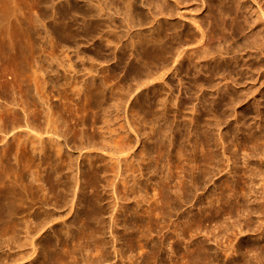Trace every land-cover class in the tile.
I'll use <instances>...</instances> for the list:
<instances>
[{
  "label": "bare ground",
  "instance_id": "1",
  "mask_svg": "<svg viewBox=\"0 0 264 264\" xmlns=\"http://www.w3.org/2000/svg\"><path fill=\"white\" fill-rule=\"evenodd\" d=\"M56 1L58 0H32L30 2L25 1V4L22 3L21 0L4 1L6 14L9 15V17L7 18V24H3L4 22L1 21L0 17V30L6 28L9 33V31L13 29V31L16 32H13L14 34H17V32L20 33L21 36H18L20 39L23 37L22 39L25 40V43L26 41L32 43L34 40V43L40 44L39 47H41L40 49L36 44H32L34 46L36 45V47H34L35 49H40V51L36 50L39 52L38 55H43V53H41V50L44 48V43L41 41V39H43V41H48L51 51L54 50L57 44L64 50H68L74 46V54L80 56L79 40L83 39L84 43L89 41L93 42L98 31H103V28L109 27L107 24L111 25L114 22L115 15L120 16L122 14L124 16L122 21L126 22L125 28L128 30L144 25L143 23H149L148 17L141 9V6L144 5L142 0L141 6H137L133 0H86L84 5L80 4L78 2L79 0H65L64 5L61 4L62 2L58 1L60 2L58 3ZM146 2L148 5H153L154 9H156L150 12V16L153 17V20L156 14L164 13L165 15L174 16L173 14L175 12L177 13V11L170 8L172 5L169 6L168 0H146ZM179 2L182 1L179 0ZM2 5L3 4L0 3V10ZM112 7H114L115 11L111 13L109 11H111ZM253 7H255V9ZM27 10L30 14H27ZM177 15L183 18L186 14L181 15L177 13L176 16ZM3 18H5V16ZM205 22L208 27L207 33L193 16L189 18V23L193 28H183V25H181V30L178 31L177 27L174 25H163L159 24V22V25L156 23L157 26H153L149 29L147 28L148 30L144 32L138 31L136 33V44L138 45V50L135 52L136 62L132 64L126 62L129 46L125 43V40V42H122L123 38L126 36L125 32L118 33L114 32V30L109 31L110 29L105 31V35L107 33H114L113 36L116 37L115 39L121 43V45L119 44L121 47L119 48L118 56L115 54L111 56L104 55V47L102 48L99 46L97 42L95 45L92 42L91 44H93L92 46H94L97 55L99 54V56L108 60H116L115 63L118 64L119 68H124L126 70L125 72H128L132 81L146 80V83H142L143 85H141V87H136L137 90L149 84L153 85L156 81H162V83L163 81H169L167 82V86H170V89L174 85V81H178L180 84L178 82L176 83L183 85L181 82L182 79L175 76L179 74V72L182 73L187 71V73H189L191 68H194L195 72L193 81H215L217 79L218 81H227L228 79H234V82H241L264 78V7L260 0H222L216 5H209ZM190 25L188 24V26ZM189 36L195 37V39H189L194 40V42L196 41L197 46H201L197 47L195 45L196 42H190V45L194 43L193 47H196L188 49L184 44V39ZM22 39L20 41L24 43ZM206 40L208 44L216 42L217 45L213 47L209 45L208 48H204L207 47L204 46ZM47 41L45 46H48ZM110 41L112 42L111 39ZM110 41L108 43H110ZM114 42L112 43L114 44ZM21 43H18L17 46L21 47ZM30 45L31 44H28V46ZM47 48L44 49L47 50ZM9 51L11 53V48ZM60 51L62 52L63 50ZM34 53L33 56L35 55ZM51 53L53 54V52ZM6 54H8V52L5 53V55ZM1 55L3 56L4 54ZM22 55H24L23 52ZM222 55L229 56V61H223ZM7 57L6 58L10 60V55ZM51 57L54 58L52 55ZM2 58H4V56ZM11 58V61H13L15 57ZM208 58L213 61L212 66L205 68V70L201 67L202 70H198L197 65L201 61L203 62V59ZM7 59L5 61H8ZM34 59L38 62L37 58ZM41 59L43 60V58ZM55 60H57L56 57ZM33 61L35 60H32V62ZM58 64L59 63L56 65ZM41 67L38 68L41 69ZM35 70L38 69L36 68ZM115 71H117V69H115ZM200 71L204 72V78L199 77ZM51 72L54 74H52V76L50 75L51 79L56 80V77L58 79L59 71L57 72V69H52ZM38 73L32 75V77L34 76V79L37 78ZM35 75L37 76L35 77ZM38 80L35 79L33 81L38 82ZM50 80L38 84L40 88L37 91L40 94V99L35 101V103L28 102V100H30V95L29 97L26 96V98L24 96V99L28 102V107L32 109H27L23 104L22 116L14 109L16 104H14V106H8L10 104L8 103L7 107H0V134L4 133L3 129L7 126H11L12 130H15L16 127L24 129L22 131L23 137L21 136L22 134L19 136L16 135L18 136L16 137L17 144L14 142L13 145H16L15 152L12 151L14 149L11 150L9 146H6L8 142H4L3 148L0 146V232L3 233L7 229H12V238H9V240L15 244L16 249V253H14L16 257H14V255L11 256V258L14 257L13 259L7 256L3 257L0 254V264H9L8 261H10V264H25L22 262L30 257L28 264H78V258L75 256L76 254L72 253V250L70 252L66 249V244H71L74 240V232L71 234L73 224H67L69 222L65 219L60 222L59 219V225L64 226L65 228L61 227L66 229V231L62 229L54 230L53 240L49 237H43L45 236V233H43L44 230H52L54 226L51 224L54 225L56 219L58 220L61 215L55 217L52 211L48 210L47 200L49 199L50 193L55 195L58 199L56 201V203H60L58 209H68L69 215H71L72 212L78 214L79 209L77 208L82 206L80 205L81 197L84 198L86 194H90V197L88 196L89 208L92 209L93 207L100 206L103 199L99 189L111 192L112 198L115 201V204H113L116 208L117 206L119 207V205H116V201L119 202V196L117 194L118 184H122L127 192L134 190L136 186L140 184V177L142 178L144 172L147 171L149 174L153 175L152 179H158L157 183H159L158 185L161 188L162 182L164 183V186L168 188L166 195L169 196H171L169 187L171 182L175 179H177V181L179 180V193L174 190V193L177 195V197L174 195L176 197L175 200L187 203L189 200L186 198V194L190 191L195 193L200 190V179H203L205 183L228 167H231V172H227V174L231 177L224 178L220 186L221 191L226 192L227 196L225 200H223L222 195H219L221 197L219 199L216 198V201H222V205H229L230 207H233L231 206L233 203L236 214L239 216L237 218H239L241 222L243 220L247 226L253 224V216L257 215L256 218H258L257 220L259 221L255 219L258 223L256 228L258 230L262 229V239L258 241L259 245H256L257 242H255V244L243 248L237 244L232 245L233 241L229 240V244L221 251L224 254L225 260H220L219 256L215 255L212 249L207 245L210 239L205 235H201V232L196 233V235H201L204 239H202V237L197 238L194 236L195 234L191 236V229H182L178 236L181 238L182 243L185 244V249L180 256H183V258L186 257L189 262H192L194 258L198 259L202 264L264 263V143L262 144V142H264V136L261 139L260 136L256 137L254 134L250 133L247 137H242V140L234 145V147L240 150H246L249 144L253 145L249 153L244 157L243 164L245 167L240 170L237 166L232 167V165L237 163V158L235 154L230 152V146L232 144L225 146L228 144V141L223 135L220 134L218 139L215 140L210 136L201 138L197 129L194 131L188 130V132L185 131L187 135L185 134L186 136L184 135V137L188 139L186 141L190 142L193 136L192 145H180L185 138L183 135H180L178 138L183 137V139H180V142H178L176 136L177 127L169 122L167 120L168 118L162 117L157 110H154L152 104H149L145 111L146 119L144 122L146 125L148 124L149 127V138L154 141L149 148H142L143 150H140V153L136 155L134 149L140 142L141 137H139V125L128 119L126 112L123 113V115L116 113L114 116V111L112 113L111 108L115 107V111L117 112L118 103L115 105L110 104L111 98L109 95L113 94L110 91L111 88L109 89L107 85L109 80L105 82L101 80V84L92 82L90 85L85 86H79L78 83L74 84V82L66 81L62 89L60 88V84L56 83L57 81ZM72 83L74 86H72ZM19 84L21 85V83ZM213 85L214 84H212V86ZM69 86H72V88L68 89ZM216 89L221 96L227 95L228 97L227 100L223 97L225 102L222 103V105L224 106L230 107V105H234L240 100L236 98V96L229 95V89L227 90L223 86H217ZM54 90H62L64 91L63 94L70 91V101H65L63 105L53 103L52 94H55V92L57 93V91ZM27 91L28 90H26V92ZM186 94H190V91H186ZM232 95H234V93ZM62 96L65 97L66 95ZM22 100H19V102H22ZM162 103L163 102H160V104ZM164 104L165 103H163V106H165ZM60 106H62V108L65 107V118L61 112L59 113L61 110H59L58 107ZM201 108L202 106L200 107L198 104V107L194 105L192 110H201ZM160 109L161 108H159V111ZM162 110L163 109H161V111ZM203 112L204 111H202V113ZM209 112L214 118L220 116L218 110L211 109ZM111 113L114 118L109 116ZM129 118H131V116ZM99 119L103 120V126H96ZM218 126L219 123H217L216 127ZM145 127L143 129L148 128ZM145 134L143 136H145ZM14 135L15 134H13V139H15ZM257 142L262 144L259 148H257ZM70 143L72 148L77 152L75 159H73L70 152ZM177 143H179V145H177ZM8 144L10 145L11 143ZM218 147L222 149L221 153H219ZM10 150L14 153L13 156H11L12 153L10 155ZM175 153L176 155L173 157ZM83 156L88 160L89 167L81 172L78 170V160ZM175 157L181 167L173 163V160L176 161L173 159ZM163 168H167V173H164L165 175L163 174ZM175 169L180 170L176 175L174 173ZM74 172L76 173L74 174ZM101 173L106 177L105 179H107L106 186L102 185ZM107 173H110V175L107 176ZM161 173L164 176L161 177ZM235 175L238 176L240 181H245L241 186H238L237 181L234 179ZM256 183L261 184L258 186L259 188L261 186V199L254 196ZM139 191H142V189ZM80 193H82L83 196L80 197ZM219 194H221V192ZM171 197H168V201H166V204H168L167 206L170 207L174 201ZM248 197H253L252 201ZM231 200H234V202ZM211 203H213V201ZM224 205L222 207H225ZM229 206L228 208H230ZM57 207L58 206H55V208ZM76 209L78 211H76ZM228 214L232 215L234 213L231 210ZM241 214L243 218L240 216ZM99 215L100 214H92V218H85L84 216L86 220H84L85 223L83 226L89 229V220H99ZM28 216H31L32 220H27L28 218L26 219V217ZM102 219H104L103 216ZM117 220L118 216H113L112 225L116 226ZM102 221H98V224ZM255 224L254 222V226ZM101 225L102 224H100V227ZM77 227L79 228V226ZM242 227L243 225L240 227L237 226L230 234H241L243 232ZM248 231L250 230L248 229ZM226 232L227 230L225 233ZM37 236L39 237L37 238ZM76 237L78 240L82 238L81 235L78 234ZM2 239H0V249L4 246ZM162 245H164V242H162ZM162 245L160 247H162ZM39 249L41 251L37 252ZM151 249L154 254L159 255V244L154 245ZM166 249L168 250V247ZM258 250H260V254L257 253ZM174 252L173 250H168L167 254L170 257L168 260L169 264L175 263L174 260L176 257L173 259L174 256H172ZM161 264H163V262H161Z\"/></svg>",
  "mask_w": 264,
  "mask_h": 264
},
{
  "label": "rangeland",
  "instance_id": "2",
  "mask_svg": "<svg viewBox=\"0 0 264 264\" xmlns=\"http://www.w3.org/2000/svg\"><path fill=\"white\" fill-rule=\"evenodd\" d=\"M4 1L7 2V0H0V3L3 4L1 6V10H0L1 11L0 17H1V21L4 22L3 24H7L8 23L7 18L9 17V15L6 14ZM25 1L30 2L32 0H25ZM25 1L21 0V2L24 4L26 3ZM58 1L62 2L61 4H63V5L65 4V0H58ZM58 1H56V2H58ZM133 1L137 4V6H141V0H133ZM142 1H143L144 5L141 6V9H142V12L148 17L149 23H143L144 25L137 26L135 28H130L128 30L127 28H125L126 22L122 21L124 16L122 14L120 15L121 17L118 15H115L116 18L114 17V22L112 23L113 25L111 24L112 25L111 26V25L107 24V26H109L108 28L105 27V28H103V31H98L96 33V37L94 38L93 42L89 41V42L84 43L83 39L79 40V48H80L79 49V55L80 56H78L77 54L76 55L74 54V52H75L74 46H72V48H70L68 50H64V49H61L62 47L57 44V46L54 48V50L51 51V49L49 48V45H48V41L47 40L43 41V39H41V41L44 43V48L48 47L49 50H48V48H47V50H45L43 48V50H41V53H43L44 56L42 54L38 55L39 52H37V51H40L41 47H39L40 44L34 43V40L33 41L31 40L32 43L29 41H26V43L29 42L26 44L25 40L22 39L23 38L22 37L21 39H22V42L24 40V43H25L24 44V43H21V41H20L21 40L19 37V36H21L20 33L17 32V34H14L16 32L13 31V29L10 30L9 33H8L6 28H3L2 29L3 31L0 30V56H1L0 59H2V60H0V107H7L8 103H10L8 106H10V105L14 106V104H16L14 109H16L19 112V114L22 116L23 115V109H22L23 104L25 105V107H27V109L28 108L30 109L31 107H28V102L35 103V101H38L40 99V96H39L40 94L37 91L40 88V85L38 86V84H40L43 81H49L51 79V76L53 74L51 72L52 69L53 70L57 69V72L59 71L58 72L59 77H58V79L56 77V80L51 79L50 81H57L56 83L60 84L61 89H62V87L64 88L63 84L66 81L74 82V84L78 83L79 86L80 85L85 86V85H90L92 82H95L97 84H101L102 81L105 82V81L109 80L107 85H108L109 89L111 88L110 91L113 94V95H109L111 98L110 104L115 105L118 103V106H117L118 111L116 112L115 107H112L111 108L112 113L114 111L113 114L115 116L116 113L123 115V113L126 112L128 115V119L132 120L137 125H139L138 126L139 132H140L139 137L140 136L141 137H140V142L136 145V147L134 149V151L136 152V155H138L140 153V150H143L146 147L149 148L151 146L152 142L154 141L153 139L149 138V135H148L150 133L149 127H148V124L146 125L144 122L146 119L145 111L147 110L148 105L152 104L154 110H157L162 117H164L166 119L168 118L167 120L177 127L176 136H177L178 142H180L179 141L180 139H183L185 134L187 135V133L185 131L188 132V130L194 131L195 129H197L201 138H204L206 136H210L211 138H214L216 140V139H218L220 134L223 135L226 138V140L228 141L227 142L228 144H226L225 146L232 144L230 146V152L235 154L236 158H237L236 159L237 163L235 165H232V167L237 166L240 170H242L245 167L243 164L244 157L246 154L249 153V150H250V148L253 147V145L249 144V146L246 150H240L239 148L234 147V145L237 144V142H240L242 140V137L245 138L250 133L254 134L256 137L260 136L261 139L264 136V78L255 79L254 81H241L242 84L240 81L234 82L233 81L234 79L233 80L228 79L227 81H218V79L215 81H193L195 72H194V68H191L189 73H187V71H185V72H182V73L179 72V74H176L175 77H178L179 79L181 78L182 79L181 82L183 85H179L180 83L178 81H174L175 83L173 82L174 85L171 87L172 90L170 89V86H167V82H169V81H165V82L163 81V83H162V81L161 82L156 81L155 82L156 84L155 83L153 85L149 84L145 87L143 86L144 88H140L141 85H143L142 83H144V82L146 83V80L142 79L140 81H132L130 76L128 75V72H125L126 70L124 68H119L118 64L115 63L116 60L115 61L108 60L102 56H99V54L97 55V52H96L94 46H92L93 44H91V42L94 43V45L98 43L99 46H101L102 48L104 47V49H103V54L105 53L104 55L111 56L112 54H115L116 56H118L119 55V48L121 47L120 46L121 43H119L118 40L115 39L116 37L113 36L114 33H107L106 32L107 33L106 34L107 36H106L105 31L110 29L109 31L114 30V32H118V33L119 32H125L126 36L123 38L122 42L126 41L125 43L129 46V51H128V54L126 55V62H128V64L135 63L136 62L135 52H136V50H138V45L136 44V42H137L136 33L138 31L144 32V31L148 30L149 28H151L153 26H157L159 24L174 25L177 27L178 31L181 30V25H183V28H193V27H191V25L189 23V18H192V16H193V18L196 19L199 22V24H201L202 29L207 33L208 27H207V24L205 21H206L207 11H208L209 5H212V4L216 5V4L220 3L222 0H204V1L203 0H180L182 2H179V0H177L178 2L173 1V0H170V1L168 0L169 6L172 5L170 8L177 11V13H179L181 15H183V14L184 15L186 14V15L183 16V18H181V17H179V15L176 16V14H177L176 12L173 14L174 16L165 15L164 13L156 14V15H154V20L157 19L158 21L155 20L157 22H155L152 19L153 17L150 16V12L155 11L156 9H154L153 5H148L146 0H142ZM60 2H58V3H60ZM78 2L82 5H84L86 3V0H79ZM260 2L263 3V7H264V0H260ZM174 8H176V9H174ZM253 8L255 9V7H253ZM113 9H114V7H112L111 11H109V12H111V13L114 12L115 9L114 10ZM149 9H150V11H149ZM26 12H27V14L29 13L28 10ZM4 16H5V18H3ZM168 18H170V19H168ZM185 18L186 19L188 18V19L186 20ZM156 23H157V25H156ZM188 24L190 26H188ZM10 32H12V33L14 32V33L12 34ZM5 33L8 34V37H7V34H5ZM109 38L112 40V42L115 41L114 44L110 41ZM189 38L195 39V37H191V36L186 37L184 39L185 46H187L188 49L195 48L197 46L196 45L197 42L195 41L196 42L195 43L194 40L189 39ZM9 39H10V41H9ZM106 39L109 40L110 43H108L109 41H107ZM113 39H114V41H113ZM46 41H47L48 46H45ZM190 42H194L196 46L193 47L194 43H192V45H190L191 44ZM18 43L19 44L21 43V47L17 46ZM33 43L36 44L37 47L40 49H37V48L35 49L34 47H36V45L35 46L32 45ZM129 43H130V45H129ZM23 44H24V46L25 45H27V46L24 47ZM28 44H31V45L28 46ZM209 45L213 47L214 45H217V43L212 42L211 44H208V41L206 40L204 46H207V47H204V48H208ZM200 46L198 45L197 47H200ZM10 48L12 50L11 53L9 51ZM22 48L25 50H23ZM60 50H63V51L61 52ZM73 50H74V52H73ZM6 51L8 52V54H6V55L7 56L10 55V60L7 59L9 57H7L5 55V53H7ZM22 52L24 55H22ZM36 52H37V54H36ZM51 52H53L54 55ZM33 53L35 54L34 55L35 57L33 56ZM1 54H4L3 55L4 58H2L3 56ZM55 54L58 56V58ZM12 55H14V56H12ZM30 55H32V56H30ZM51 55L54 56V58L51 57ZM38 56H39V58H38ZM222 56H223V58H222L223 61H229V56H226V55H222ZM11 57H13V58L15 57L13 61H15V60L16 61L15 62L11 61L12 60ZM55 57L57 60H55ZM34 58H37L38 62ZM41 58H43V60ZM6 59L8 61H5ZM45 59H46V61H45ZM224 59H226V60H224ZM32 60H35V61H33L34 63L32 62ZM209 60H210V62H209ZM42 61H44V62H42ZM212 62L213 61L209 58L203 59V62L201 61L197 65V69L198 70H202V69L205 70V68L212 66ZM44 63L46 64V66ZM57 63H59V64L56 65ZM41 65H42V67H41ZM43 65H44V67H43ZM51 66H52V68H51ZM38 67H41V69H39ZM201 67H202V69H201ZM30 68H31V71H30ZM36 68L39 70V73H38V70H35ZM43 68H44V70H43ZM115 69H117V71H115ZM153 70H155V69H153ZM37 73H38V76L35 75V77L37 76V78H35V79L36 80L39 79V80H38V82H34L33 80H35V79L33 78L34 76L32 77V75L37 74ZM179 75H180V77H179ZM199 77L204 78L205 77L204 72L200 71ZM19 79H20V81H19ZM29 79L30 80L33 79V80L30 81ZM176 82H178L179 84ZM19 83H21V85ZM34 84L37 85L38 88ZM74 84L72 83V86H74ZM212 84H214V85L212 86ZM216 84H217V86H220V87L223 86L227 90L229 89L228 90L229 95L236 96V98L240 99L241 101L238 100V102H236L234 105H230V107L222 105V103L225 102L223 100V97L226 100L228 99V97H227V95L221 96L219 94V91L216 89L217 88ZM72 86H69L68 89H71ZM138 86H140L139 87L140 89L137 90ZM215 86H216V88H215ZM174 89H176V90H174ZM180 89L182 92L180 91ZM214 89H216V90H214ZM26 90H28L27 91L28 94H27ZM54 91H57V93L55 92V94H52L53 95L52 102L54 100L53 103L63 105L65 103V101L66 102H67V100L70 101V99H71V94H69V93H71L70 91L65 93V94H63L64 91H62V90H54ZM186 91H190V94L187 95ZM61 92H62V95H66L67 97L62 96ZM178 92H179V94H178ZM231 93L232 94L234 93V95H232ZM12 94H13V97H12ZM25 94H27V95H25ZM29 95L31 98L29 97ZM81 95H82V93H81ZM24 96H25V98H26V96L29 97V99L31 101L28 100V102H27L26 99H24ZM62 97H64V98H62ZM22 99H24V100H22ZM19 100H22V102L21 101L19 102ZM63 100H64V102H63ZM221 100H223V101H221ZM24 102H26V103H24ZM160 102L165 103L164 104L165 106H163V103L160 104ZM199 102H201V103H199ZM20 103H21V106H20ZM198 104L200 107L202 106L201 110L196 109L193 111L192 107L194 105H197V107H198ZM183 106H185V107H183ZM159 108H161L163 110L161 111V109H160V111H161L160 112ZM203 108H205L206 111ZM58 109L61 110V111H59V113L61 112V114L65 118V116H66V113H65L66 110H64L65 107L62 108V106H60V107H58ZM211 109L218 110V112L220 113L219 114L220 116H218L217 118H214L211 114H209L210 113L209 111ZM202 111H204V112L202 113ZM197 112H199V113H197ZM112 113L109 116L114 118V116H112L113 115ZM135 115H137V116H135ZM130 116H131V118H129ZM135 119H136V121H135ZM99 120H101V119H99ZM98 121H97L96 126H103V120H101L99 122ZM138 122H139V124H138ZM217 123H219L218 127H216ZM144 127L145 128L148 127V128L143 129ZM3 130H4L3 131L4 133L0 134V146L3 148L4 142L5 143H7V142L11 143L10 145L7 143L6 146H9L11 150L14 149L12 151L15 152V146L16 145L13 146L14 142H16L15 144H17L16 137H18L20 134H22L21 136L23 137L22 131L24 129H22L21 127L20 128L16 127V129L15 130L13 129L14 130L13 131L11 129V126L10 127L7 126ZM145 133H147V134H145ZM13 134H15L14 135L15 139H13ZM144 134H145V136H143ZM16 135H18V136H16ZM180 135H183V137L178 138ZM192 138H193V136L191 137V141H190L191 144H190V142L186 141L188 139L185 138V139H183L184 140L183 143L180 145H187V144L192 145V140L194 139V138L193 139ZM260 143H261V140H260ZM263 143L264 142H262V144ZM257 144H258L257 148H259L262 145V144H259V142H257ZM177 145H179V143H177ZM69 146H70L71 155H72L73 159H75V156H77V152L72 148L71 143ZM221 150L222 149L218 147L219 153L222 152ZM12 151L10 152V155L12 153L11 156L14 155V153ZM174 155H176V153L173 154V157H174ZM173 159L176 160V161L173 160V163L177 164L179 167H181V165L177 161V158L175 157ZM76 160H77V158H76ZM78 161H79L78 162V170L79 171L82 172L83 170H85L86 168L89 167V162L84 156L82 158H79ZM163 169H164L163 174L164 173L166 174L167 168H163ZM230 170H231V167H228L227 169H225L221 173L216 174L214 177H212L209 181H207L205 183L203 182V179H200V181H201L200 186H199L200 190H198L195 193H193L191 191L188 192L189 194L188 193L186 194V198L189 200V202H187V203H182V202H179L178 200H175L177 195L174 193V190L177 191V193H179V180L178 181H177V179L173 180L169 186L170 190H171V192H170L171 193L170 195L172 196L171 197L169 195H166L168 188L166 186H164V183L162 182V188H161L158 185L159 183H157L158 179H152L153 175L149 174L147 171L144 172L142 178L140 177V179H141V180L139 179L140 184L137 185L134 190L127 192V190H125L123 188L122 184H118L117 194L119 196V202L116 201V203H117L116 205H119V207L117 206L116 208L114 206L115 201L112 198L111 192H108V191L103 190V189H99L100 194L102 195L101 197L103 199L100 206L93 207L94 209L89 208L88 207V202H89L88 196L90 197V194H86L85 197L83 198V197H81V196H83V194L80 193L79 194V196L81 197L80 205H82V206L79 205L80 207L77 208V209H79V211L76 209V211H78V214H75L74 212H72L71 215H69L68 209H66V208H62L61 210L58 209L60 206V203H56V201L58 199L56 198L55 195L50 193L49 199L47 200L49 208L48 207L47 208L49 211H52V213L55 215V217H59V215L60 214L61 215L58 218V220L56 219L57 223L55 222L54 225L51 224L52 226H54L52 230H44L43 233H45V236H43V237L44 238L49 237L50 239L53 240L54 230L62 229L63 231H66V229H64L65 227L62 225H59V222H58L59 219H60V222H61V220L63 221L65 219L67 222H69L67 224H73V229H72L71 234H73V232H74V234H73L74 240L71 244H68V245L66 244V249L69 250L70 252L72 250V253L76 254L75 256H77V258H78L77 259L78 264H161V262H163V264H169L168 260L170 257L167 254L168 250L169 251L170 250L175 251L172 256H174L173 259H175V257H176V259L178 260L177 261L175 259L174 260L175 263L173 262L171 264H190V263L191 264H202L200 261H198V259L194 258V260L192 262H189L186 257L183 258V256H180V254H183V252H184L185 244L182 243L181 238H179L178 235L181 233L182 229H186V230L191 229V236L195 234L194 236H196L197 238H201L202 237L201 235H205L208 239H210V241L207 242V245L212 249V252L215 255L219 256L220 260H225V257L223 256L224 254L221 251H223L225 249V247L229 244V240L233 241V243L231 242L232 245L237 244V245L245 248L246 246H250V245L255 244V242L258 243V241H261V239H262V234H261L262 229L258 230L256 228V226H258V223L256 222V220L258 219V218H256L257 215L253 216L254 217L253 221H252L253 224H251L252 226L248 225V226H250V227H248L246 225V223L243 222V220L241 222L240 219L237 218L239 216H237V214H236L235 206L233 203L231 205L233 207H230L228 205L230 207V208H228V206H226L224 204L223 205L225 207H222L223 206L221 204L222 201H219V202L216 201L217 200L216 198L219 199L221 197L219 195H222L223 200H225V197L227 196L226 192L221 191L220 186H221V184H222L221 182H222V180H224V178L231 177L229 174H227V172H231ZM174 171H175L174 172L175 175L180 172L179 169H175ZM75 173L76 172H74V174ZM163 174L162 173L160 174L161 177L165 175V174L164 175ZM108 175H110V173H107V176ZM78 176H79V173H78ZM105 178L106 177H104V175L101 173V182H102L103 186H106V183H107L106 182L107 179H105ZM150 178H151V180H150ZM234 179L237 181L238 186H241L242 183L245 182L243 180L240 181V179H238L237 175L234 176ZM259 185H261V184L260 183L255 184L256 190H254L255 191L254 196L259 197V199H261L260 198L261 186L259 188L258 187ZM158 188H160V189H158ZM141 189H142V191H139ZM220 192H221V194H219ZM46 193H47V191H46ZM134 194H135V197H134ZM223 194H224V196H223ZM168 197L169 198L171 197L172 199H174L171 207L167 206L168 204H166V201H168ZM239 198H240V196H239ZM248 198L251 199V201L253 199V197L252 198L248 197ZM212 201H213V203H211ZM241 201H244V200H241ZM232 202H234V200ZM54 204H56V205H54ZM55 206H58V207L55 208ZM85 206H87V207H85ZM172 207H174V208H172ZM115 210L118 212H116ZM228 210L229 211L232 210L234 214L229 215ZM113 211H115V212H113ZM200 211H201V213H200ZM67 212H68V214H67ZM92 214H100L99 215L100 217L98 218L99 220H95V221L89 220V224H90L89 225L90 230H89L86 228V226L84 227L83 224L85 223V221H84V220H86L85 218H88V217L92 218V216H91ZM65 215H67V216H65ZM78 215H80V216L83 215V216L80 217ZM115 215L118 216L116 226L112 225V223H111L112 218ZM84 216H85V218H84ZM102 216L104 219H102ZM240 216L243 218L242 214ZM26 219L32 220V217L28 216V217H26ZM98 221L99 222L102 221L100 223V224H102L101 227H100V224H98L99 223ZM257 221H259V220H257ZM72 222H74V223H72ZM254 222L257 225L255 224V226H254ZM241 223L243 225V227H242L243 232L241 234L238 233V234L231 235L230 234L231 231L235 230L237 226H239V227L242 226ZM95 225H97V226H95ZM184 225H186V226H184ZM61 226L64 228H62ZM77 226H79L80 229ZM93 227H95V228H93ZM76 229H78L79 231ZM84 229H85V231H84ZM248 229L250 231H248ZM226 230H227V232L225 233ZM6 231L3 233L0 232V239H2L4 236H5L4 237L5 239L7 238L6 240L4 238L2 239L5 247L3 246V248L0 249V254L3 257L7 256V257L11 258V256L14 255V253H16V249H15V244L11 240H9V238L10 239L12 238V229H7ZM200 232H201V235L197 236L196 233H200ZM76 233L78 235H81L82 238L78 240L76 237L77 236ZM66 234L69 235L68 233H66ZM228 234H229V236H228ZM39 236H37V238ZM87 236H89V237H87ZM202 239H204V237H202ZM87 242H89L90 244ZM162 242H164V245H162ZM7 243H8V246H7ZM9 243H11V244H9ZM257 243H256V245H259V243L258 244ZM93 244H94V246H93ZM156 244H159V249H160L158 251L159 255L154 254L152 252V249H151ZM161 245L163 248L160 247ZM167 247H168V250L166 249ZM39 251H41V250L39 249L37 252H39ZM257 253L260 254V250H258ZM14 257H16V256L14 255ZM14 257H12L11 259H13ZM30 258H28V259L26 258L27 260L25 259L22 263L28 264V260H30ZM162 259H163V261H162ZM157 260H159V261H157ZM194 261H196V262H194ZM8 262L10 264V261H8Z\"/></svg>",
  "mask_w": 264,
  "mask_h": 264
}]
</instances>
